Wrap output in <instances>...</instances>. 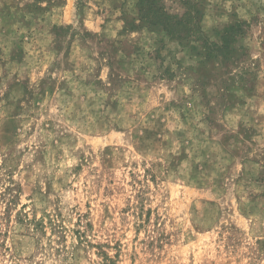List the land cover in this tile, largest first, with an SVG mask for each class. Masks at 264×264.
<instances>
[{
	"label": "rangeland",
	"instance_id": "374dc122",
	"mask_svg": "<svg viewBox=\"0 0 264 264\" xmlns=\"http://www.w3.org/2000/svg\"><path fill=\"white\" fill-rule=\"evenodd\" d=\"M152 1L0 0V264H264V0Z\"/></svg>",
	"mask_w": 264,
	"mask_h": 264
},
{
	"label": "trees",
	"instance_id": "16d2710c",
	"mask_svg": "<svg viewBox=\"0 0 264 264\" xmlns=\"http://www.w3.org/2000/svg\"><path fill=\"white\" fill-rule=\"evenodd\" d=\"M140 7L144 11V13L142 14V17L147 22H149L155 27H158L164 30L165 32L170 33L171 35L175 37L186 35V34L194 35L195 33H197L195 32L194 29H191V27H188L187 23L190 22L191 18L193 17L190 14L189 10L187 11L188 15H185L186 18L182 17L181 19H175L176 18L175 16L170 15L166 13L165 11H163L161 8L155 6L152 0H140ZM203 47L207 49L209 53L211 52L222 53L223 48L225 46L215 45V47L214 46L212 47L207 41H205L203 43ZM29 222H32L33 227L37 230L43 228V220L41 218L30 219ZM48 223L51 224V219H48ZM81 232L84 233V231H81ZM76 233L79 236H82L79 230H77ZM78 238H81V237H78Z\"/></svg>",
	"mask_w": 264,
	"mask_h": 264
}]
</instances>
